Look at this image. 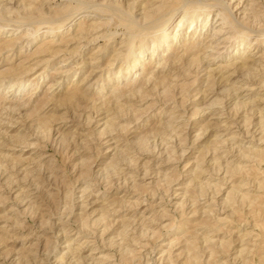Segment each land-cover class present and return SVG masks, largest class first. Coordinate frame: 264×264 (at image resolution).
Wrapping results in <instances>:
<instances>
[{"label": "rangeland", "instance_id": "obj_1", "mask_svg": "<svg viewBox=\"0 0 264 264\" xmlns=\"http://www.w3.org/2000/svg\"><path fill=\"white\" fill-rule=\"evenodd\" d=\"M158 2L0 0V264H264V0Z\"/></svg>", "mask_w": 264, "mask_h": 264}, {"label": "bare ground", "instance_id": "obj_2", "mask_svg": "<svg viewBox=\"0 0 264 264\" xmlns=\"http://www.w3.org/2000/svg\"><path fill=\"white\" fill-rule=\"evenodd\" d=\"M160 1V0H159ZM186 2H187V0H185ZM158 3H160L159 5H158V7L157 6H154L153 4H151L149 7V9L147 10V15L148 14H150L151 15V13H152V11H156V10H158L157 8H160L159 6H161V5H165V4H168L169 6H168V8H170V12H171V16H170V18L174 15V13L176 12V11H178L179 9H180V7H179V5H182L183 6V4H181V0H161V2H158ZM188 3V2H187ZM200 3H202V2H200ZM222 6V5H221ZM233 7V6H232ZM162 8V7H161ZM184 8V7H183ZM205 8V7H204ZM219 8V7H218ZM161 10V9H160ZM229 11V10H228ZM230 12H231V10H230ZM229 12V13H230ZM223 13V12H222ZM232 13V12H231ZM185 14V13H184ZM210 15V14H209ZM217 15L220 17V19L222 20V22H225V19L228 17L227 15H225L224 13L223 14H221V12H217ZM231 15V14H230ZM200 16V14H198L197 15V17H199ZM233 17V16H232ZM235 18V17H234ZM234 18H233V20H234ZM144 20V19H143ZM168 20L169 19H167L166 21H164V23H162V24H160L159 26H162V29H161V38L163 37V36H165L166 35V33H167V31H168V29H169V26H168V24H167V22H168ZM185 20H186V14H185V16H183V18H181V20H179V22H177L178 23V28H180V27H182L183 28V26L185 25L184 23H185ZM193 20H194V18H193ZM236 20V19H235ZM227 22H228V19L226 20ZM207 24V23H206ZM205 24V25H206ZM230 24H232V23H230ZM223 25V24H222ZM225 25V24H224ZM157 27V26H156ZM241 27V26H240ZM235 28V27H234ZM56 29V28H55ZM221 28H219V30H220ZM92 30H93V28H92ZM181 29H179V31H180ZM203 30V29H202ZM157 31V30H156ZM159 31V30H158ZM264 31V30H263ZM54 32H55V30H54ZM195 32V31H194ZM220 32H222L221 30H220ZM217 33H219L218 31H216V33H215V35L217 34ZM29 34V33H28ZM179 35V34H178ZM199 36V35H198ZM164 38V37H163ZM174 38V40L176 39V35L173 37ZM165 40V39H164ZM157 41H159V40H157ZM243 41H244V39H243V37H242V39H241V42L243 43ZM174 42V41H173ZM156 43V42H155ZM216 46V45H215ZM132 48H133V41H129L128 43H127V46H126V54H123V55H126V56H129V55H131V52H132ZM169 48V47H168ZM209 48H213V46H212V43L209 45ZM171 49V48H170ZM169 50V49H168ZM167 50V51H168ZM122 52V51H121ZM121 52H118L117 53V55L113 58L114 60H117L119 57H120V55H121ZM124 52V51H123ZM155 54V51H153V54H152V56ZM247 59V58H246ZM249 59V58H248ZM247 59V60H248ZM246 60V61H247ZM249 62L248 63H250V61L251 60H248ZM113 62V61H112ZM137 60H132V62L130 63V66L128 67V69H127V73H129L130 71H132L134 68H136L137 67ZM247 62H245V59L243 60V61H241V66H245L244 68H246V71H244V76H241L240 77V84L238 85V86H232V90H231V92L230 93H228V94H222L223 95V98L225 99V97L226 98H231L232 96H233V98H237V96H236V94L241 90V89H248V90H253V88L252 87H254V86H252V85H254V84H259V85H263L264 86V78H261L262 76H264V73H262L261 72V70L263 69V64H258V66H256V68H254L255 66H250L249 64H248ZM254 65H256V64H254ZM110 66H112L111 64L109 65V67ZM239 69V68H238ZM263 71V70H262ZM123 76V74H122V72H119V76L118 77H120V76ZM209 78H211V75H209ZM107 79V78H106ZM205 85V84H204ZM210 85V84H209ZM156 87V86H155ZM231 87V86H230ZM261 88V87H260ZM216 94H219V95H221V93H219V92H217ZM221 95V96H222ZM254 95V94H253ZM219 97V96H218ZM220 98V97H219ZM218 98V99H219ZM223 98H221L220 99V101H223L224 99ZM239 99V98H238ZM258 99H259V96H258ZM251 102V103H250ZM218 102H213V103H211L210 104V106L211 107H213L214 106V104H217ZM220 103V102H219ZM235 104L238 106V108L239 109H241V108H243V110L245 109V111H246V114L247 113H252L255 109L253 108V106H250V104H252V100H249V101H247V100H243V101H241V100H237L236 102H235ZM213 105V106H212ZM235 105V108L237 107ZM210 106H208L209 108H210ZM232 109H234V108H232ZM200 110H202L203 112L204 111H206L207 110V108L205 109H200ZM220 111V110H219ZM239 110H237V112H238ZM244 111V112H245ZM198 112H199V110H197L196 112H195V114L194 115H196V114H198ZM240 112V111H239ZM213 113V112H212ZM215 114H217L216 116L218 117V112H216ZM234 114V113H233ZM238 114V113H237ZM242 114V113H241ZM244 115V114H243ZM260 115V114H259ZM246 116V115H245ZM264 115H262V117H263ZM254 117V116H253ZM113 118V117H112ZM219 119H220V117H218ZM229 118V117H228ZM248 118V117H247ZM246 118V119H247ZM251 118V117H250ZM258 118V117H257ZM207 119H208V117H207ZM245 119V120H246ZM228 120V119H227ZM227 120H225V121H227ZM233 120H234V118H233ZM229 121V120H228ZM237 121V120H236ZM218 123V122H217ZM223 123V122H222ZM225 123V122H224ZM233 123H235L234 121H233ZM263 123V122H262ZM258 123H256V125H257ZM218 125V124H217ZM216 125V126H217ZM255 125V124H254ZM260 125V124H259ZM106 126H109V125H106ZM250 126V125H249ZM249 126H247V127H249ZM229 127V126H228ZM256 127V126H255ZM258 127V126H257ZM264 124H261L260 126H259V129H261V131H260V133L259 134H261V132L263 131L264 132ZM208 130H211L210 129V126H206V128H205V130H203V132L204 131H207L208 132ZM246 130H248V129H246ZM202 131V130H201ZM254 131H256V130H254ZM257 131H258V129H257ZM256 131V132H257ZM202 132V133H203ZM248 133L249 132H251V130H248L247 131ZM200 133V132H199ZM202 133H200V134H198V137L197 138H199V136H201V135H204V133L202 134ZM221 131L219 132H216V133H214V135H215V137L213 138L214 140H217V138H218V136H220L221 134ZM253 133V132H252ZM255 135V134H254ZM257 135V134H256ZM259 139L260 140H262L263 139V137H259ZM221 142V141H220ZM222 144H223V142H221ZM220 143V145H222ZM213 144V143H212ZM235 144V143H234ZM219 145V144H218ZM154 147V146H153ZM234 147V146H233ZM232 147V149H234ZM239 149V148H238ZM260 150V149H259ZM262 150V149H261ZM212 151V150H211ZM256 151H258V150H256ZM228 153V155H230L229 154V152L231 153V154H233V156H235L236 157V155L234 154V153H232V151L230 150V151H227ZM234 152V151H233ZM259 152V151H258ZM264 152V151H263ZM226 153V152H225ZM260 153H262V152H260ZM238 157V156H237ZM200 161V160H199ZM218 162V161H217ZM216 162V163H217ZM215 165V164H214ZM219 165V164H218ZM218 165H216V167H218ZM201 166V164H198V168ZM225 166V165H224ZM216 167L214 166V168H211V170H212V172L213 171H215V169H216ZM221 167V166H220ZM219 168V167H218ZM203 169V168H202ZM217 170V169H216ZM219 170V169H218ZM217 170V171H218ZM222 170V169H221ZM228 170H230V169H228ZM228 170H227V172H228ZM216 171V172H217ZM203 172H205V171H203ZM207 172V171H206ZM215 172V173H216ZM214 173V172H213ZM212 173V174H213ZM209 174H211V171H210V173ZM217 174V173H216ZM231 174V173H230ZM229 175V174H228ZM234 175V174H233ZM204 176V175H203ZM211 176V175H210ZM207 182H209L208 180H207ZM250 183H248V182H245L244 184H242L241 186H238V187H240V188H244V186H246V185H249ZM261 185H263V183L262 182H260V187H261ZM259 187V186H258ZM219 190H220V188H218ZM256 190V189H255ZM238 191L239 190H237L236 189V187L234 186V185H232L231 187H230V190H229V193H228V195H227V197H230L232 194H234V195H236V193H238ZM186 192H187V190H186ZM185 194V193H184ZM187 195V194H186ZM240 197H243V199L245 198V197H248V194H244V195H241ZM237 200V199H236ZM187 202V201H186ZM228 202V201H227ZM239 202V201H238ZM233 207H235V206H233ZM84 224V223H83ZM188 253H189V251H188ZM184 264V263H183Z\"/></svg>", "mask_w": 264, "mask_h": 264}]
</instances>
